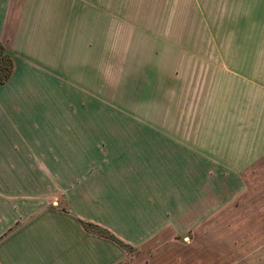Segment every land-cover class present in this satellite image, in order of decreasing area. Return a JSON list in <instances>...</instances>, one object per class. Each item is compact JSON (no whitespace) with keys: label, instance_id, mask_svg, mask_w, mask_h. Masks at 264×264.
Returning <instances> with one entry per match:
<instances>
[{"label":"crops","instance_id":"crops-1","mask_svg":"<svg viewBox=\"0 0 264 264\" xmlns=\"http://www.w3.org/2000/svg\"><path fill=\"white\" fill-rule=\"evenodd\" d=\"M208 20L214 47L219 30L207 55L217 140L240 194L235 212L223 209L237 223L222 258L215 240L198 243V152L182 135L104 133L81 103L73 112L65 88L82 43L70 0H0L13 62L0 84V264H120L131 250L151 264H264V0H209Z\"/></svg>","mask_w":264,"mask_h":264},{"label":"rangeland","instance_id":"rangeland-1","mask_svg":"<svg viewBox=\"0 0 264 264\" xmlns=\"http://www.w3.org/2000/svg\"><path fill=\"white\" fill-rule=\"evenodd\" d=\"M208 4L209 0H70L71 39L82 43V52H72L71 58L80 56L82 68L72 71L80 77L68 79L70 94L65 88V96L73 112L74 103L82 104V118L108 124L104 133L182 135L188 148L197 150L192 173L198 180L202 215L198 243L206 248L208 240H215L222 258L229 230L237 223L222 220L223 209L235 212L240 194L238 172L226 173L228 160L223 142L217 140L224 129L223 109L222 102L213 108L207 55L209 49H220L219 30L216 26L214 47ZM143 119L150 126H139ZM213 213L214 222L209 218ZM208 231H214V237H208ZM180 239L189 242L192 237ZM231 240L233 259L238 255L237 237ZM130 255H137L135 261L120 264H151L138 259L136 250Z\"/></svg>","mask_w":264,"mask_h":264},{"label":"trees","instance_id":"trees-1","mask_svg":"<svg viewBox=\"0 0 264 264\" xmlns=\"http://www.w3.org/2000/svg\"><path fill=\"white\" fill-rule=\"evenodd\" d=\"M13 62L10 55L0 44V84H3L11 75Z\"/></svg>","mask_w":264,"mask_h":264}]
</instances>
